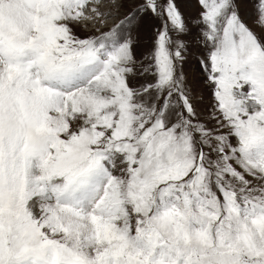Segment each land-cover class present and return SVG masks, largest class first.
I'll return each mask as SVG.
<instances>
[{
    "label": "snow or ice",
    "instance_id": "6c2138e0",
    "mask_svg": "<svg viewBox=\"0 0 264 264\" xmlns=\"http://www.w3.org/2000/svg\"><path fill=\"white\" fill-rule=\"evenodd\" d=\"M102 2L0 0V264H264V0Z\"/></svg>",
    "mask_w": 264,
    "mask_h": 264
},
{
    "label": "rangeland",
    "instance_id": "374dc122",
    "mask_svg": "<svg viewBox=\"0 0 264 264\" xmlns=\"http://www.w3.org/2000/svg\"><path fill=\"white\" fill-rule=\"evenodd\" d=\"M142 0H130L129 3L125 4L123 7L120 6L121 0H114V2H108L103 9L100 11H105L107 23L102 22L97 19H90L84 21L82 26L76 27L74 30L76 34L80 37H86L92 34H99V32L107 31L113 26H115L119 19L130 12L136 3H140ZM104 4V2L102 3ZM113 6V7H112ZM181 11L184 13L186 19L191 20L193 17L197 16L201 11L200 6L195 2V0H184L181 4ZM91 15V13L89 14ZM154 21L148 20L145 22L142 32L141 40L147 41L148 43L142 44L141 47L137 49V57L147 48L150 47L151 41V29ZM185 71L192 78V82L196 88L197 95L204 96V103L200 107H206L211 102V92L203 81L205 79L202 72H200L191 62L185 65Z\"/></svg>",
    "mask_w": 264,
    "mask_h": 264
},
{
    "label": "bare ground",
    "instance_id": "6f19581e",
    "mask_svg": "<svg viewBox=\"0 0 264 264\" xmlns=\"http://www.w3.org/2000/svg\"><path fill=\"white\" fill-rule=\"evenodd\" d=\"M103 2H104V4H101V6H100V10L103 9L104 6H105L108 2L112 3V0H103ZM103 2H102V3H103ZM89 7H92V5H89ZM112 7H113V6H112ZM102 12L104 13L105 11H102Z\"/></svg>",
    "mask_w": 264,
    "mask_h": 264
}]
</instances>
